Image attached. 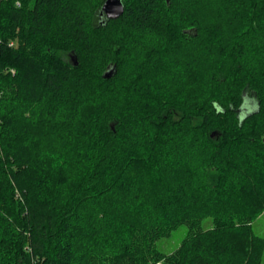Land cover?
<instances>
[{
  "label": "trees",
  "instance_id": "obj_1",
  "mask_svg": "<svg viewBox=\"0 0 264 264\" xmlns=\"http://www.w3.org/2000/svg\"><path fill=\"white\" fill-rule=\"evenodd\" d=\"M122 1L0 0V264H264V0Z\"/></svg>",
  "mask_w": 264,
  "mask_h": 264
},
{
  "label": "rangeland",
  "instance_id": "obj_2",
  "mask_svg": "<svg viewBox=\"0 0 264 264\" xmlns=\"http://www.w3.org/2000/svg\"><path fill=\"white\" fill-rule=\"evenodd\" d=\"M254 231L257 235L264 238V215L254 223ZM187 236V229L185 227L176 231L171 239L163 240L159 243V248L165 253H171L180 245V243Z\"/></svg>",
  "mask_w": 264,
  "mask_h": 264
},
{
  "label": "water",
  "instance_id": "obj_3",
  "mask_svg": "<svg viewBox=\"0 0 264 264\" xmlns=\"http://www.w3.org/2000/svg\"><path fill=\"white\" fill-rule=\"evenodd\" d=\"M124 3L122 0H105L102 7L101 17L108 20H116L124 13ZM115 74L114 69L108 71L104 78L110 79Z\"/></svg>",
  "mask_w": 264,
  "mask_h": 264
}]
</instances>
